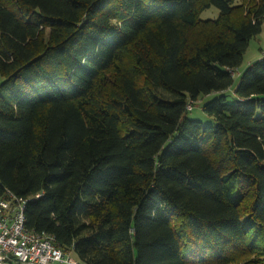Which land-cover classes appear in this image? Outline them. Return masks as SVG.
<instances>
[{
  "label": "trees",
  "instance_id": "16d2710c",
  "mask_svg": "<svg viewBox=\"0 0 264 264\" xmlns=\"http://www.w3.org/2000/svg\"><path fill=\"white\" fill-rule=\"evenodd\" d=\"M263 24L264 0H0V198L81 264H264V59L224 95Z\"/></svg>",
  "mask_w": 264,
  "mask_h": 264
},
{
  "label": "built area",
  "instance_id": "2783aa9c",
  "mask_svg": "<svg viewBox=\"0 0 264 264\" xmlns=\"http://www.w3.org/2000/svg\"><path fill=\"white\" fill-rule=\"evenodd\" d=\"M188 109L191 111L192 105ZM28 201L10 192L0 198V264H81L71 251L61 249L53 236L26 228Z\"/></svg>",
  "mask_w": 264,
  "mask_h": 264
},
{
  "label": "rangeland",
  "instance_id": "374dc122",
  "mask_svg": "<svg viewBox=\"0 0 264 264\" xmlns=\"http://www.w3.org/2000/svg\"><path fill=\"white\" fill-rule=\"evenodd\" d=\"M219 16V11L215 8H211L205 11L201 15L202 20L216 19ZM264 59V24L262 26V31L259 35L254 37L248 46V49L244 55L242 65L236 70L234 76L233 86L225 92L228 102L235 103L236 96L235 91L239 85L240 76L253 64ZM219 94H212L210 96H202L193 106V110L189 113V119L193 121L202 122L206 126H213L215 122L204 114L202 107L204 103L211 101L212 99L218 97Z\"/></svg>",
  "mask_w": 264,
  "mask_h": 264
}]
</instances>
